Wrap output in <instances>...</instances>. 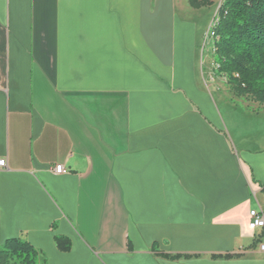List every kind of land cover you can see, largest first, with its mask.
Returning <instances> with one entry per match:
<instances>
[{
	"label": "crops",
	"instance_id": "obj_1",
	"mask_svg": "<svg viewBox=\"0 0 264 264\" xmlns=\"http://www.w3.org/2000/svg\"><path fill=\"white\" fill-rule=\"evenodd\" d=\"M184 3L0 0L1 245L48 264H264V149L213 114Z\"/></svg>",
	"mask_w": 264,
	"mask_h": 264
},
{
	"label": "trees",
	"instance_id": "obj_2",
	"mask_svg": "<svg viewBox=\"0 0 264 264\" xmlns=\"http://www.w3.org/2000/svg\"><path fill=\"white\" fill-rule=\"evenodd\" d=\"M189 2L197 7L215 4L214 0ZM215 6L210 29L215 74L224 77L238 96L264 104V0H222ZM55 242L62 251L71 248L66 236H55ZM0 264H48V260L28 241L11 238L0 244Z\"/></svg>",
	"mask_w": 264,
	"mask_h": 264
},
{
	"label": "rangeland",
	"instance_id": "obj_3",
	"mask_svg": "<svg viewBox=\"0 0 264 264\" xmlns=\"http://www.w3.org/2000/svg\"><path fill=\"white\" fill-rule=\"evenodd\" d=\"M221 1L214 0V5L200 4L198 7L191 4L189 0L188 4H175L178 21L184 33L182 45L186 46L187 43L198 39L197 47L200 58L203 50L206 59L213 57V40L210 28L217 11L215 5L217 3L219 5ZM213 68V81L216 88L213 85L210 91L208 90L209 96L213 98V114H220L225 119L229 125V137L234 145H238L234 125L240 126L241 124L238 134L241 136L244 146L250 151L257 150L258 146L264 149V134L261 135L258 130V124L260 123V128H262L261 125L264 123V104H260L247 96H238L232 87L226 83L224 77L215 74L214 59ZM259 135H261L260 138H258ZM262 201L264 203V199ZM255 206L256 209L259 208L258 202Z\"/></svg>",
	"mask_w": 264,
	"mask_h": 264
},
{
	"label": "built area",
	"instance_id": "obj_4",
	"mask_svg": "<svg viewBox=\"0 0 264 264\" xmlns=\"http://www.w3.org/2000/svg\"><path fill=\"white\" fill-rule=\"evenodd\" d=\"M7 165V161L4 158H0V170L4 169ZM53 171L56 174L66 173L68 170L64 164H57L54 166ZM251 221L249 227L251 229L264 228V209H254L250 212ZM261 251H264V243L261 244Z\"/></svg>",
	"mask_w": 264,
	"mask_h": 264
},
{
	"label": "bare ground",
	"instance_id": "obj_5",
	"mask_svg": "<svg viewBox=\"0 0 264 264\" xmlns=\"http://www.w3.org/2000/svg\"><path fill=\"white\" fill-rule=\"evenodd\" d=\"M211 29V28H210ZM258 209H260V208H258ZM262 229H264V228H262Z\"/></svg>",
	"mask_w": 264,
	"mask_h": 264
}]
</instances>
